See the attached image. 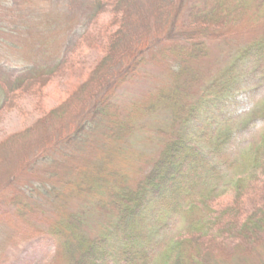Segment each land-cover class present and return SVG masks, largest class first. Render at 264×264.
<instances>
[{
	"label": "trees",
	"instance_id": "trees-1",
	"mask_svg": "<svg viewBox=\"0 0 264 264\" xmlns=\"http://www.w3.org/2000/svg\"><path fill=\"white\" fill-rule=\"evenodd\" d=\"M244 35L240 59H264V0H0V115L100 52L66 100L0 143V220L50 239L62 264H264V134L235 155L244 129L211 117L231 68L200 87L213 44ZM157 50L173 83L124 103ZM164 110L167 126L147 120Z\"/></svg>",
	"mask_w": 264,
	"mask_h": 264
},
{
	"label": "rangeland",
	"instance_id": "rangeland-1",
	"mask_svg": "<svg viewBox=\"0 0 264 264\" xmlns=\"http://www.w3.org/2000/svg\"><path fill=\"white\" fill-rule=\"evenodd\" d=\"M44 4L51 5V2L46 1ZM188 13L184 20L189 19ZM53 17L57 20L59 14L55 12ZM111 19L112 14H108L105 17V22ZM61 38L60 32H51L43 39L51 40L50 42L54 45L51 44L49 47L52 49L53 46H61ZM253 38L252 35L236 36L214 43L213 55L203 62V69L206 73L205 78L200 82V87L203 88L207 83L208 75L213 76L217 73L227 72L231 68L229 76L235 82L229 91V98L219 103L220 106L215 108L216 115L211 114V117L220 120L223 127L230 132L239 127L244 129V133L233 143V149L230 150L238 156L250 150L252 145L260 141L264 134V121L254 114V110L264 100V59L256 57H252L251 60L250 58L240 59L241 51L248 49L254 42ZM156 53L159 58L150 54V59L153 62L142 71L140 77L123 86L124 103L129 105L133 101L144 100L152 95L153 90L171 86L173 83L175 77L170 64L166 65L165 60H160L163 53L161 50H157ZM99 54L100 52L97 50L86 48L80 55L81 68H78V72L59 77L47 88L44 95L29 96L18 108L3 112L0 115V143L13 133L28 127L48 110L66 100L70 96L73 85L82 81L80 78L84 73L82 68L86 67L88 62H95ZM163 54L165 55V53ZM170 55L174 54L170 52ZM172 118L171 110H164L156 116H150L147 120H154L156 124L167 126ZM208 124L210 128L212 125L210 122ZM157 142L158 140H155L149 144L157 145ZM238 158L236 157L234 160H238ZM17 228L11 227L10 223L2 219L0 220V264H62L55 256L57 248L54 244L49 243L50 239L43 240L40 237H32L26 231L21 232Z\"/></svg>",
	"mask_w": 264,
	"mask_h": 264
}]
</instances>
